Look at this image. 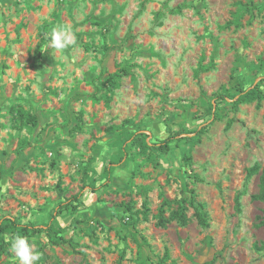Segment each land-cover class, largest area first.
Instances as JSON below:
<instances>
[{
    "label": "rangeland",
    "instance_id": "obj_1",
    "mask_svg": "<svg viewBox=\"0 0 264 264\" xmlns=\"http://www.w3.org/2000/svg\"><path fill=\"white\" fill-rule=\"evenodd\" d=\"M57 26L75 38L63 50ZM263 167L264 0H0V227L56 211L72 243L20 233L37 264H264ZM159 210L185 224L159 227ZM6 236L0 264H18Z\"/></svg>",
    "mask_w": 264,
    "mask_h": 264
},
{
    "label": "trees",
    "instance_id": "obj_2",
    "mask_svg": "<svg viewBox=\"0 0 264 264\" xmlns=\"http://www.w3.org/2000/svg\"><path fill=\"white\" fill-rule=\"evenodd\" d=\"M178 9H179V7H178ZM130 74H131V66L123 67L117 73L111 74L107 81H108L109 85L115 86L117 84V79H120L121 77L129 76ZM256 87L257 86H255V88ZM246 95L249 96L252 100L263 99V96L259 90L256 93L252 92V91L247 92ZM104 101H105V104L108 105L109 100L106 98ZM241 102H242V98L234 100L231 103V111L235 112L237 105ZM19 120H20V123L23 125H27V124H31L32 126L35 125V121L33 120V117L26 116L25 114L19 115ZM231 123H232L231 121L227 122L226 126L229 127L231 125ZM168 143H169L168 139L164 140L162 142L163 147H161V148L159 147V150L167 151L168 150ZM143 145L145 148L147 147L146 144L143 143ZM121 160H122V156L119 158V163H121ZM110 165H113V164H110ZM257 170H258V165H255L249 169V174L251 175V173H254ZM103 174H104L105 183L108 184L111 180L112 168L110 166H106L103 170ZM84 187H86V186H84ZM84 187H82V188H84ZM90 190L92 193H94L96 191L95 188H90ZM81 194H82V191H80L77 195L67 199L65 201V203L60 204L59 207L64 209V210L71 209L72 211H76L77 210V202H78V199L81 196ZM190 194H191V198L189 201V205L194 210V217H195V219H196V221L200 227L207 228L209 226V222H208V214L204 210V208H205L204 204L199 203V202H195L194 193L190 192ZM240 196L241 195H238V197L236 198V206H235L236 211H240V202H239ZM250 199L253 202H262L264 205V167L262 168L261 175L259 178L258 193L251 195ZM121 206L125 207L126 210H130L129 206L125 203H122ZM56 213H58V212L54 211L52 213L49 221L44 226H32V227L20 226L19 224H16L11 220H6L5 223L2 224V226L0 227V233H2L5 230H9V233L11 234V236L20 235V233L31 234V235H35L37 233H45L49 239V242L53 245H65V244L72 245L70 240L64 239L63 237L59 236V231L57 229H55L54 222H55V218L57 216ZM171 219H177L181 223V225L185 224V218H184L182 213L176 212L171 217ZM171 219H166L163 216V211L159 210L157 225L159 227H165L166 224ZM260 224L264 225V208H263V217H262ZM255 249H257L258 251L264 250V243H261L260 246L255 245Z\"/></svg>",
    "mask_w": 264,
    "mask_h": 264
},
{
    "label": "clouds",
    "instance_id": "obj_3",
    "mask_svg": "<svg viewBox=\"0 0 264 264\" xmlns=\"http://www.w3.org/2000/svg\"><path fill=\"white\" fill-rule=\"evenodd\" d=\"M75 42V38L70 34L65 26H57L50 33L49 47L63 50ZM10 240V251L14 254L18 264H37L40 254L36 251L33 242L22 235L5 237Z\"/></svg>",
    "mask_w": 264,
    "mask_h": 264
}]
</instances>
